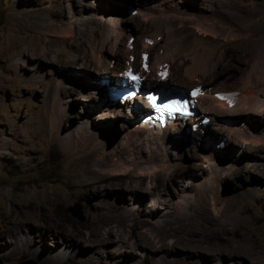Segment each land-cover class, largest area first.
<instances>
[{"label":"rangeland","instance_id":"374dc122","mask_svg":"<svg viewBox=\"0 0 264 264\" xmlns=\"http://www.w3.org/2000/svg\"><path fill=\"white\" fill-rule=\"evenodd\" d=\"M201 2L202 0L147 1L145 3L148 5L144 10L156 7V13H153L162 15L159 14L161 17L158 18L155 15L156 19L153 20V13H140L143 0H0L1 264H21L26 261L30 264H57L49 259L56 252L65 256V261L59 264H85L80 258L87 255V248L93 243L109 242L110 237L116 240L112 232L117 231L118 227L112 230V226L116 224L109 221V204L120 206L115 211L116 214L132 210L130 225L134 221L146 219L137 212H157L159 207H163L160 209L163 215L157 218L158 222L179 217L178 208L183 206L182 199L186 196L183 186H188L186 190L192 196L197 197L199 192L201 194L202 189L199 190V187L205 182L204 175L208 168L204 156L208 159L211 152L217 162L233 169L222 178L217 177L219 174H212L218 181L216 183L221 185L220 190H216L217 194L220 191L222 200L228 201L229 206L222 207L225 209L215 213L209 208L202 211L195 205L210 204L214 198L196 200L195 197H190L188 200L192 206L188 208L186 215L196 216L199 223L172 222L157 231H151L148 223L134 229L139 234L162 235L168 241H176L174 245L166 242L153 250L186 252L189 249L194 250L195 254L206 253L201 258L191 259L196 264H264V143L261 144L263 146H247L236 133L239 132V126L244 125L251 132L250 135L256 138L261 136L260 133L264 134V113H252L249 119L244 118L240 111L231 112V106H227V110L222 112L226 115L217 123L209 112L200 115L199 117L205 115L212 119L210 129H218L213 138H219V141L211 146L214 150L206 148L203 141L200 144L194 133H190L188 137L185 134L172 136L176 140L169 144L162 169L170 173L172 168L177 171L168 179L165 174L160 175L156 185L161 191L159 197H162V202L159 201L154 209L146 191L138 189L139 197L134 202L127 193L123 201L117 190L109 188L110 182L117 180L114 176L107 174L103 180L98 181L94 174L102 162L101 154L106 157H102L103 159H111L116 164L132 156L139 161L137 151L130 150V154L113 152L137 118L130 115L133 113L129 107H122L120 103L115 104L119 110L113 114L111 111L105 113L99 110L101 106H108L109 102L105 99L102 101L99 90L95 88V83L98 82V75L94 72L96 70L82 69L79 62L72 64L82 48L89 49L85 51L93 58L99 55L110 58L109 64L113 68L118 57H111L119 55L128 44L132 47L137 64L143 57L141 51L147 48L145 52L149 56V66H153L150 68L153 73L149 74H155L153 63L161 62L160 57L163 56L164 60L167 59L165 62H172L171 72L175 78L188 84L191 81L185 71L200 60L204 63L206 61L203 60H208L209 66L201 64V69L206 68L213 74L226 72L225 76L228 77L231 72H235L243 77V74L247 75L253 70L255 62L264 59V0H206L204 9L199 8ZM187 7L198 12L206 10L207 13L204 17L190 15L185 12ZM130 8L138 10V13L133 15ZM201 22L203 25L206 23L204 26L214 27L216 32H210L206 27L202 31L197 27ZM64 32L68 37H63ZM144 39L149 43L142 42ZM91 46L93 51L90 50ZM99 49L101 53H98ZM163 50H169L167 56L170 58L164 55ZM173 56L175 61H171ZM52 57L56 58L54 63L51 62ZM132 66L138 70L134 63ZM170 82L172 83L171 80ZM203 103L207 106L208 100L203 99ZM140 104L144 105L142 101ZM221 138H225L227 147L218 149L215 146L219 143L223 147ZM178 140L181 142L177 143ZM141 147L145 154H151L145 146ZM103 148L112 152H103ZM231 161H236L233 167L229 165ZM182 167H188L187 171L183 172ZM253 168L261 172H255ZM254 175L262 179L261 185L255 186L258 180L253 179ZM123 178L127 181L136 180L132 176ZM149 178H145L143 187H146ZM52 191L56 192L54 194L60 192L62 197L51 199ZM163 202L169 204L167 209L161 204ZM75 205H80L84 222L67 212L69 206ZM104 213L108 215H103ZM18 221H27L23 231L18 230ZM222 221L228 223L229 233L221 237L203 234L207 232V228L223 224ZM130 228L129 225L119 228L124 234L122 238L133 236ZM175 235L182 240L176 239ZM28 236L34 237L37 242L33 247L25 248L20 239ZM79 239L84 243L76 241ZM185 239L203 245H196L197 243H190ZM132 240L123 244L109 243L103 247H95L93 251L103 252L97 254L101 258V264H114L119 258L127 257L131 258L127 260V264H162L158 260L166 257L164 254L153 258L150 251H142L136 245L141 239H136V242L135 239ZM67 243L76 245L69 246ZM9 248L16 255L13 256V252L6 253ZM35 249H39L40 258H33ZM175 256L177 255L174 253L167 258L173 259ZM98 260L99 258L93 260L91 264H99Z\"/></svg>","mask_w":264,"mask_h":264},{"label":"bare ground","instance_id":"6f19581e","mask_svg":"<svg viewBox=\"0 0 264 264\" xmlns=\"http://www.w3.org/2000/svg\"><path fill=\"white\" fill-rule=\"evenodd\" d=\"M147 1H150V0H143V3H141V7L139 8L140 13L141 12H146V13L151 12V13H153V11L154 12L156 11V7H150V8L148 7V11L147 10H144V7L146 8L147 5H148L147 3H145ZM180 1L181 0H179V2ZM205 2H206V0H202V2L200 3L199 8H203L204 9L205 8ZM157 4L159 5V3H157ZM191 5H192V3H191ZM177 9H180V8H177ZM162 11H159V12H162ZM185 12L190 13V15L191 14L198 15L199 17L201 15H202V17H204L205 14L207 13L206 10H203V11L200 10V12H198L196 10H193L192 11V10L189 9V7H187V9H185ZM155 13H153L154 16L152 15V17H154L153 20L156 19L155 18V15H156ZM174 13H176V12H174ZM157 14L158 15H156V16L158 18L161 15V13H157ZM185 15H188V14H185ZM116 18L117 17H115V19ZM110 19H111V17H110ZM145 19H146V17H145ZM73 20H75V19H73ZM119 20H121V19H119ZM146 21L147 20H145V22ZM150 21H151V19H150ZM118 22H120V21H118ZM198 24H199V26H197V27H199L200 29H202V31L206 27V30L208 29L210 32H216L215 29H214V27H211L210 28L208 26H204L206 23L204 25L202 24V22L201 23H198ZM74 25L76 26L77 24L74 23ZM69 28H68V30H69ZM118 28H121V27H118ZM116 30H115V32H116ZM209 31H207V32H209ZM204 32H206V31H204ZM150 36L151 35H149V36L147 35V37H150ZM63 37H68V35L65 34V32H64V36ZM145 37H143V38H145ZM128 39H130V38H128ZM152 39H151V41H152ZM141 40H143V39H141ZM142 42H145L146 43V40L145 41H142ZM148 43H146V44H148ZM151 43H153V42H151ZM155 44H154V46H155ZM91 47L92 48H90V50L93 51V46H91ZM143 47H145V46L143 45ZM143 47H142V49H143ZM160 48H159V50H162ZM168 48H169V46H168ZM170 48H171V46H170ZM157 49H158V47L156 48V50ZM85 50L88 51L89 49H87V48H84L83 49L82 48L81 49V52L78 54L77 59L76 60H73L72 61V64H75V63H78L79 62L81 64V68L82 69L93 68L94 70H96L94 72H95L96 75H98V82L95 83V88L99 90V94H101V96H102L100 99L102 101L105 99L104 98V93L107 90H109V87L111 85H115L118 88L121 87L120 86V80L118 82H116V81L114 82V78L118 76V73L119 72H123L124 70L128 69L129 67H133L132 65L134 63L136 65V67L138 68V72L142 73L148 82L151 81V80L152 81H157L158 79H161L163 77V74L165 72H168L169 75H168L167 78L169 80H171L172 81V84H174V85L182 86V87H186V88H192V87H196V86H200V85L204 86L207 89V92H203L201 94V96H199V99H197L198 103H197L196 108H197V111H198V114L199 115H202L203 113L209 112L211 114V116H213L214 121L216 123L221 119V117L224 118V116L226 115V114H224L222 112H224L223 110H225V109L227 110V106H231V109H229L231 112H237V111L239 112L240 111L239 113L242 114L244 118H249V119L252 117V113H255V115H257L259 113H264V66H263L264 65V62L262 64V61H264V59H262V61L261 60H258L257 62H255L256 64L253 67V70H251L250 73H247V75H244L243 74V77H239L238 75L235 74V72H231L228 77L225 76L226 72L213 74L212 72H210V70H208L206 68L201 69V67H202V66H200L201 64H203V66H204V64L206 66H209L207 64L208 63V60L207 59L203 60V61H206L205 63L204 62H200L201 60L199 61L197 59L199 62H196L194 64L195 66H192V67L186 69V71H185L186 74L188 75L189 81H191V83H192V84L191 83L188 84V83L184 82L181 79L178 80V79L175 78V75L171 72V66H172L171 63L172 62H169V63L168 62H165V60L167 61V59L165 58V60H164V58H162L163 56L160 57V60L162 59L161 62H157L156 61L155 64L153 63V65H155V69H154L155 70V74H149V73L152 72L150 70V68L152 69L153 66L150 67L149 66V63L148 64H142V59H143L142 56L144 54H146L145 50H147V48H145V50L143 49L141 51V57L142 58H141L140 62L137 64V62L135 61V54H134V52H132L133 51L132 50V47H131L130 44H128L125 47L124 51H122L119 55H115V56L111 57V58H114V57L117 58L118 57L116 59L117 62H116L115 68H113L112 65L109 64L110 58L109 59H106L105 57L102 58L99 55L98 57L95 56L97 59H94L95 57L93 58L92 55L91 54H88ZM98 51H99L98 53H101L100 52V49ZM163 51H165L167 53V51H169V50H167V51L166 50H163ZM173 51H174V49H173ZM165 52H164V55L167 56L168 53L166 54ZM158 53L160 54L161 52H158ZM127 54H129V55L127 56ZM156 55H157V52H156ZM157 57H158V60H159V55ZM174 57L175 56L172 57L171 61L172 60L173 61L176 60V59H174ZM35 58H38V57H35ZM52 58H53L52 59L53 61H51V62L54 63V59H56V58L55 57H52ZM167 58H170V57L167 56ZM66 66H71V65L66 64ZM111 68H113V69H111ZM257 68H259L260 70H258ZM143 69H144V71H143ZM234 70H236V69H234ZM105 79H109V82L102 84L101 82L103 80H105ZM196 81H198V83H196ZM202 82H204L205 84H203ZM218 92H237L238 93L237 101L235 102V104H231V102H228L227 100H225L224 97L217 98L216 95H217ZM260 97L261 98L263 97V98L260 99ZM203 99H207L208 100L207 106H204ZM136 106H137V108H136ZM131 107H133V108L135 107L136 108L135 110H137L138 112H141L142 110H144L146 108L145 105L142 106V104H140V101H137L136 104L135 105H132ZM118 108L119 107L116 106L115 104H110L109 103L108 106H101V108L99 110L100 111H104L105 113H106V111H111L112 114H113V112H115ZM116 112H118V111H116ZM240 114H238V115H240ZM130 115L134 119L137 118V121L135 120L133 122L132 126L130 127V129L128 128L130 130V131H128L129 134L127 133L126 136L124 138H122L121 143L119 141V143H118L119 145L117 146L118 148H115V150H113V152L118 153V154H124V153L130 154V152H131L130 150H132L133 152L137 151L139 161L137 160V157L132 156V158L128 157L125 161H122L120 164H116V163L111 162V159H108V160L103 159L105 156H103L101 154L100 155V159L102 160V162L98 165L97 172L94 173V174L97 177V180L98 181L100 179L103 180L105 178L104 175H107V174H109L110 176H114V178H116L117 180L115 182H112V183L110 182V184H109L110 187L109 188L114 189V190H117V192L119 194V198H121V200H123V201L125 200L124 199V196L126 197V194L127 193L131 197L130 199L133 201V200H135V198H138L139 197L138 189H142L141 191H146L148 193L149 198L151 199V202L150 203H151V206L153 207L152 209H154V208L157 207L158 202L161 201V199H162V197H159L160 196V193H161V191L159 189V186L156 185L157 184V181H158V179L160 177V175H164L165 174L166 175V178L168 179V178H170L177 171L176 169L172 168L171 169V171H172L171 173L170 172H166L164 169H162V166H163L162 163L164 161V155H166V152L168 151V147H169L170 142H173V141L176 140V138H171V137L172 136H174V137L175 136H179V135L176 134V133H178V130L179 129L177 128V126H175V124H173L172 127H173L174 130H171V131L164 130V132H163L162 135L160 133L156 134V133L152 132L151 130H149V124L147 123V119H144V118L142 119L141 118V114L135 113V111H133V114H130ZM242 115H241V117H242ZM211 121H212V119H211ZM257 122H258V120H257ZM262 125H264V123ZM247 127H249V125ZM217 130L218 129L216 127L213 128V129H210L209 128V132H208L209 137L213 138L214 135H215V133H217ZM237 130H239V132L241 133L240 134L239 132L236 131L237 135L239 136L240 141L243 142V144H246L247 146H255V147L256 146H263L261 144L264 143V136H262L264 134L260 133L261 136L258 135L257 138H256V137L250 135L251 132L244 125L243 126H239V128ZM252 134H254V133H252ZM129 139H130V141H129ZM176 142L179 143L181 141L178 140ZM141 146H145L147 148V150H149V152L151 154H149V153H146L145 154V152L143 151V149H142ZM108 150H109L108 148H103V152H112V151H108ZM178 156H176V157H178ZM236 160H238V159H236ZM204 162L207 164V167L208 168H206L207 170H206V173L204 175V177H205V182H203L204 184L201 186V188L199 187L200 185L198 186L199 187V190L202 189V192H201V194H200V192L197 193V197L194 194H193L194 196H192L186 190L188 188V186H186V185L183 186L184 192L186 193V196L182 199V201H183L184 204L182 206L181 203H180L181 201H180L178 204L181 205L182 206L181 207V206H179L176 203L179 207H181L180 209L178 208V213L180 215L179 217L170 218L167 221H164L163 223H160V222L157 221V218L159 216L161 217V215H163L162 214L163 212L160 211V209H162L163 207H159V208H157V212H154L152 210L151 211H148V212H145L143 214L140 213V212H137L138 215L139 214H140V216L143 215V216H145L146 219H140L138 222L134 221V223L132 225H130L129 224V221H130L131 216H132L131 213H130V211L132 212V210H129V211H126V212L123 211V213L120 212V213H117L116 214L115 211H118V209H119L120 206L118 207L117 204H116V206H114L113 204H109L108 205V207H109V209H108V213H109L108 218H109V221L115 222V224H116V225L112 226V230H114V227L115 228L118 227L117 231H113L112 232V233L115 234L116 240H114L113 237H110V238L108 237L109 238L108 239L109 242L102 241V242H98L96 244L93 243V245H91L89 248H87V250L89 251V252L87 251L88 252L87 255L84 258L81 257L80 258V261H83L85 264H91L93 262V260L99 258V260L97 262H99V264H101L102 263V261L100 260L101 258L98 257L97 254L100 255L102 251H99V252H96V250L93 251V249L95 247H103V246L109 245V243H113L114 244V243H118V242H120V243L123 244V243H126L127 241L132 240V239H135L134 242H136L139 239H141L145 243L144 244H141L143 242L139 240V242L136 243V245L139 246L142 249V251L143 250L144 251H147V250L150 251L151 254H152L151 257H153V258H155L156 256H158V254H164L166 256V257L159 258L158 261H160L162 264H174V263H176V264H183V263H186V264H188V263L196 264L195 263L196 261L193 262L191 259L192 258H195V257L201 258V256H204L206 253L203 254V255L202 254H195L194 253V250H189V249H188L189 251L186 250V252H180V251L174 252L175 251L174 249H173L174 251H172L171 249H170V251H168V250L159 251L158 249H154L153 250L154 247L155 248H157V246L158 247H161L166 242H168L169 244L174 245L176 243V241L173 240V239L170 240V241H168L162 235L161 236H159V235L158 236H154V235H150L149 233L147 234V233H143V232L141 234H139V232H136V230L134 229V227L140 226V228H141L142 226H144V224H148L149 223V226H151V231H157L159 229L162 230L163 228H165L167 225H169L172 222H175V223H178V224H180V223L181 224H189V223L195 224V223H199V222H197L198 219L196 220V216L194 218V216H187L186 215V212H187L188 208L190 206H192L189 203V200H188V199H190V197H192V198L195 197L196 200H198L200 198L201 199L202 198H209V197L214 198V201H212L210 204L195 205L196 208L201 209L202 211L205 210L206 208H209V209H212L213 210V213H215V212H220V211H222V210L225 209V208H222V207H226L227 208L229 206L227 204L228 201L222 200L221 195H220V191H219V194H217L218 191H216L217 189L220 190V186L221 185H220V183H216L218 181H216L214 179V176L212 174H214V175L215 174H219L218 176L217 175L216 176L218 178H222V176L227 175L228 173L232 172L233 169H230L224 163L221 164V163L217 162L216 161V157H215L214 153H212V152L209 153L208 159L206 158V156H204ZM235 162L236 161H231V162H229V165L231 167H233L235 165ZM181 169L184 172V171H187L188 167L187 168L186 167H182ZM252 170H255V172H261V171H258V169H256V168H253ZM86 171H88V170H86ZM226 171H228V172H226ZM257 174H260V173H257ZM128 176H132V177L136 178V180H133V181L128 180L127 181V180H125L123 178V177H128ZM146 177H150L149 178L150 181H148L146 187H143V184H144V181H145V178ZM254 178H255V180H258V181H256L255 186L261 185V182H263L262 179L260 177H258V175H254L253 176V179ZM202 181H203V179H202ZM200 184H201V182H200ZM107 185H106V187H107ZM104 188H102V189H104ZM54 193H56V192L51 193V195H50V198L51 199H55V198L57 199V197H60L61 196L60 192H57V194H54ZM141 199H143V198H141ZM161 204L163 206H165L164 209H167L168 206H169V204H167L166 202H163ZM133 205L136 206L137 204H133ZM102 210H103V208H102ZM100 214H102V213H100ZM106 214L104 213L103 215H106ZM164 215H166V214H164ZM100 216H102V215H100ZM154 219H155V222H152ZM26 222L27 221H22V222L20 221L19 222L20 225H19V227H17L19 231H23L24 230V228L26 227L25 226V223ZM222 222H223V224H219L218 223L219 225H217L215 227L207 228V230H206L207 232L206 233L203 232V234L204 235H211V236L221 237L223 234L229 233V230L227 228L228 223H224L225 221H222ZM119 225H121L123 227H125L127 225L131 226V228L129 230H131L130 232H131V234L133 233V236L132 237H129L128 239L122 238V236L124 237V234L119 229L121 227V226L119 227ZM17 226H18V224H17ZM200 232H202V231H200ZM175 236H176L175 237L176 239H181L182 240V238L180 236H177V235H175ZM136 239H138V240H136ZM185 240L188 241V242H190V243H197L196 245H203L200 242H193L192 240H189V239H185ZM72 241L75 242V240H72ZM76 241L79 242V243H82L83 242L80 239L79 240H76ZM20 242H21V244H22L23 247L29 248V247H33V245L36 244L37 240H34V237L33 238H29V236H28V237H25L23 239H20ZM67 245L74 246V245H76V243H67ZM87 245H89V244H87ZM151 245H156V246H151ZM79 246L81 247V245H79ZM135 246H133V248ZM197 247H199V246H197ZM135 248H137V247H135ZM11 252H13V254H12L13 256L16 255V253L11 248H9V249L6 250V253H10L11 254ZM64 252H65V250H64ZM72 253H75V252H72ZM131 253H133L135 255L137 254L135 251L134 252L131 251ZM174 253L177 256H175L173 259H168L167 258V256H172V255H174ZM32 256H33V258H37V257L40 258L39 249H35L34 252H33V254H32ZM45 258H44V260H45ZM147 258H148V255H147ZM49 259L51 261H54L55 263L59 264V263H62V262L65 261L64 260L65 259V256L62 255V254H60V253H57L56 252V253H52L51 256L49 257ZM128 259L130 260L131 258H128V257H127V259L126 258H119L117 261H115L114 264H127L126 262H127ZM240 259H241L240 261H242V258H240ZM170 261H173V262H170ZM129 264H131V263H129Z\"/></svg>","mask_w":264,"mask_h":264},{"label":"clouds","instance_id":"9594fccd","mask_svg":"<svg viewBox=\"0 0 264 264\" xmlns=\"http://www.w3.org/2000/svg\"><path fill=\"white\" fill-rule=\"evenodd\" d=\"M132 11V14L138 13V10L130 8ZM115 63V62H114ZM149 63V56L144 54L142 59V64H148ZM116 65V63H115ZM169 75L168 72H165L163 74V77L161 79H158L157 81H147L144 75L140 72H138L137 69L134 67H129L128 69L124 70L123 72H119L118 76L114 78V82H118L119 79L128 80L130 84H137L138 89L137 90H125V87L120 82V88L116 87L115 85H111L109 87V90H107L104 93L105 101H108L110 104H121L122 107H129L135 113L141 114V118L147 119V123L149 124V130L152 132L161 135L163 134L164 130H174L172 125L175 124L177 126L178 133L177 135H183L185 134L186 137L190 135V133H194L197 138V141L201 144V142H204V146L206 148H212L211 146L215 145L216 141H219V138L214 139L209 137V128L212 123L211 118L208 116H202L198 114L197 111V99H199V96L203 92H207V89L200 85L192 88H186L182 86L174 85L170 82V80L167 78ZM120 76V77H119ZM135 77V80L133 79ZM109 79L103 80L101 83H108ZM151 89H163V90H170L174 94L178 95L179 97H183L184 94L188 97V99L191 101V112L192 115H190L189 112L186 110H183L181 106H179V112L175 115L176 120L175 121H169L165 120L164 123H158L154 122L152 119H150L151 114L153 112V107L150 105V102H148L143 96L139 94L141 91H145L146 94H151ZM227 96H231L230 98ZM237 92H218L216 97L221 98L224 97L225 100L228 102H231V104H235L237 101ZM137 101H142V103L146 106L144 110L141 112H138L135 110V108L131 107L132 105H135ZM143 113V114H142ZM199 117V118H198ZM198 119V120H197ZM193 138H191L192 140ZM223 143V147L220 146V143L216 145L215 147H218V149L226 148L227 147V141L225 138H221ZM214 150V148H212Z\"/></svg>","mask_w":264,"mask_h":264},{"label":"water","instance_id":"95a60500","mask_svg":"<svg viewBox=\"0 0 264 264\" xmlns=\"http://www.w3.org/2000/svg\"><path fill=\"white\" fill-rule=\"evenodd\" d=\"M67 212H69L73 217L77 218L80 222H84L85 217L83 215L82 209L80 205L75 206H69L67 209ZM1 264V263H0ZM21 264H30L29 261L23 262Z\"/></svg>","mask_w":264,"mask_h":264},{"label":"snow or ice","instance_id":"6c2138e0","mask_svg":"<svg viewBox=\"0 0 264 264\" xmlns=\"http://www.w3.org/2000/svg\"><path fill=\"white\" fill-rule=\"evenodd\" d=\"M133 79L135 80V77H133ZM222 98V97H221ZM150 102H152V106L153 108L156 109V111H161L162 109H167L169 111H171V105H176L178 102L177 101H170L169 103H165V104H160L159 106L154 102V98L149 97Z\"/></svg>","mask_w":264,"mask_h":264}]
</instances>
